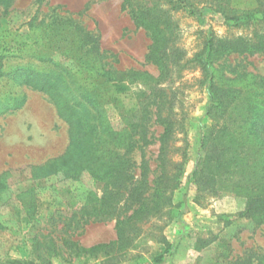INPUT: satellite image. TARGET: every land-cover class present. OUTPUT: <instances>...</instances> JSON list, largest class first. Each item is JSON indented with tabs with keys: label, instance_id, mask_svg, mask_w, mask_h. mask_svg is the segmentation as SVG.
<instances>
[{
	"label": "rangeland",
	"instance_id": "374dc122",
	"mask_svg": "<svg viewBox=\"0 0 264 264\" xmlns=\"http://www.w3.org/2000/svg\"><path fill=\"white\" fill-rule=\"evenodd\" d=\"M179 1L0 0V53L6 45L0 76V264H247L245 259L264 248V224L241 215L248 208L245 197L198 192L192 180L203 159V134L213 124L197 56L210 38L225 43L264 37V21L237 25L223 13L264 11V0ZM135 11L153 23L154 33L136 24ZM63 16L71 18L78 36L70 39L103 55L82 58L60 46L49 31L62 26ZM154 35L168 68L162 76L161 67L146 59ZM228 64L264 76V52L231 55ZM117 70L145 74L110 80L107 75ZM40 72L47 74L52 94L25 84ZM152 77L161 84L154 86ZM57 87L72 98L80 96L75 87L86 92L82 122L99 112L115 129L135 114L138 120L152 87L150 143L130 155L137 184L144 154L149 186L155 187L163 119L173 121L167 159L183 164L180 184L165 192L161 206L126 218V244L108 255L85 253L82 247L116 240L117 216L129 217L138 205L125 207L124 197H103V183L88 169H76L83 156L66 153L70 124L55 103Z\"/></svg>",
	"mask_w": 264,
	"mask_h": 264
},
{
	"label": "trees",
	"instance_id": "16d2710c",
	"mask_svg": "<svg viewBox=\"0 0 264 264\" xmlns=\"http://www.w3.org/2000/svg\"><path fill=\"white\" fill-rule=\"evenodd\" d=\"M185 1L180 0L179 2L185 4ZM126 2L128 3V0H125ZM124 7L126 6L124 5ZM223 13L227 19L233 20L237 25L251 20L264 21V11L261 10L231 15V17L226 11ZM141 14L138 11L133 13L136 24L154 33L156 28H154L153 23L145 21ZM34 20H36L35 16L29 22L31 27H33ZM71 21L68 16H63L60 18L62 26L50 30L49 33L52 34L53 32L57 40L60 38L59 45H65V49L70 48L72 51H79L82 58L88 56L90 52L94 53V58L102 56L103 52L101 53L97 48L92 47L93 51H86L83 49L85 45H81L77 39H70L71 36L78 37L76 36L77 33L70 27ZM49 33H47L48 36ZM153 39L146 59L161 67L162 76L168 70L164 64V49L156 35L153 36ZM254 39L253 42L223 43L210 38L202 54L197 56L204 74L202 83L207 84L209 88L210 103L207 114L212 118L213 124L203 134L201 142L203 159L201 166L194 169L192 180L198 192L209 191L215 196L232 194L245 197L248 200V208L241 215L252 216L257 225H263L264 76L248 71L245 66L238 70L236 66L232 68L228 64L231 55L243 56L245 54L263 53L264 37L257 36ZM49 41L51 42L52 39H49ZM5 50L6 45L4 44L2 52ZM2 52L0 53V76L2 75L1 68L4 58ZM143 74L145 73L117 70L114 74L107 75V77L110 80H124L128 77L139 79ZM46 77L47 74L40 72L37 73L36 77H27L25 84L52 94L53 87L47 82ZM151 80L154 86L161 84L160 80L153 77ZM75 89L80 92V96L72 98L68 95L67 90V93L61 94V89L56 88L57 98L55 103L59 114L70 124V144L66 152L67 155L72 156L79 152L78 154L83 156L80 159L81 161L77 163L76 169H88L97 180L103 183V197L113 195L119 200L124 197L125 207L131 204L138 205V208L129 217L121 218L120 215L117 216L116 240L90 247H82L85 253L108 255L115 248L126 244V227L124 225L128 218L138 215L146 207L161 206L160 201L165 192L176 188L180 184L178 178L181 176L180 171L183 164L169 163L167 159V143L173 137L174 131L173 121L168 120L166 122L167 119L164 118L165 127L160 135L161 145L158 156L160 174L157 181L154 182L155 187L149 186V165L144 154L140 165L141 182L140 184L136 182L137 167L130 155L136 148L142 149L150 143V136L148 135L149 121L152 118L151 115L154 114L153 106L156 105L152 87L149 88V95L141 103L138 120L134 121L137 117L136 114L131 116L129 122L128 119L130 118H126L127 122L121 129H115L105 122L99 112L90 115L85 123L82 122L79 119L80 112L88 109L85 102L87 100L86 92L80 91V87H75ZM86 159L88 161H85ZM66 161L68 160L66 159ZM170 165L176 169V172H170L168 168ZM149 189L153 191L148 194ZM162 257L163 255H160L156 260L160 261ZM245 262L247 264H264V248L257 250L256 253L252 254V257L245 259ZM15 264L26 263L25 261H16Z\"/></svg>",
	"mask_w": 264,
	"mask_h": 264
}]
</instances>
